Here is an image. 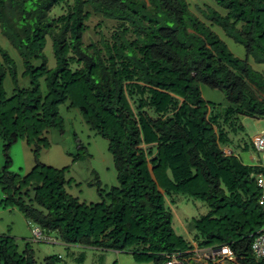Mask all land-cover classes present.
Masks as SVG:
<instances>
[{"label": "trees", "instance_id": "trees-1", "mask_svg": "<svg viewBox=\"0 0 264 264\" xmlns=\"http://www.w3.org/2000/svg\"><path fill=\"white\" fill-rule=\"evenodd\" d=\"M212 27L239 45L243 58ZM85 34L93 37L86 44ZM0 36L22 67L18 73L0 47V142L3 151L23 142L35 164L17 178L5 155L0 208L31 223L33 239L37 229V241L54 233L64 248L162 264L165 255L191 249H182L165 207L181 198L207 209L185 223L197 249L227 245L236 264H264L250 253L264 225L257 203L264 167L243 164L233 151L244 154L248 145L258 153L252 138L241 137L240 118L264 120V73L250 65H264V0H210L190 8L185 0H0ZM201 86L222 93L226 106L215 111L201 98ZM62 105L77 109L92 134L107 141L116 186L96 182L94 203L67 193L65 168L36 159L47 148L46 132H63ZM59 262L54 255L42 260ZM0 264L37 263L27 241L18 249L2 234Z\"/></svg>", "mask_w": 264, "mask_h": 264}, {"label": "rangeland", "instance_id": "rangeland-1", "mask_svg": "<svg viewBox=\"0 0 264 264\" xmlns=\"http://www.w3.org/2000/svg\"><path fill=\"white\" fill-rule=\"evenodd\" d=\"M185 1L188 3L189 8L196 3L201 5L205 1L210 2V0ZM54 13L58 14V11L55 10ZM211 31L217 34L234 56L243 58V50L239 45L224 37L218 28L212 27ZM89 37L93 38L92 35ZM89 37L86 34L82 36L84 44L88 42ZM0 47L5 49L15 61L18 68L17 72L19 73L22 69L20 60L16 52L10 48L1 36ZM43 53L48 58L50 57L48 43ZM50 63L48 62V67L52 66ZM250 65L256 71L264 73V65H254L252 63ZM40 82L39 88L42 93L44 86L42 81ZM19 85L26 86V80H20ZM3 87L6 95H8L10 87L5 82ZM200 93L204 101L209 103V105L215 106V111H218V109L222 110V107L226 106L224 97L219 91L201 86ZM58 112L63 120V132L58 133L56 130L47 131L44 136L46 138L47 148L37 152L36 159L46 167L57 170L65 168V178L66 180H70V183L66 186L67 193L79 201L94 203L98 201L94 186L96 182L101 187L116 186L111 157L106 151L107 141L92 134L82 122L77 109H67L65 105H62L58 107ZM240 124L244 131V135L241 137L246 143L251 137L260 132H264V120L242 117L240 118ZM246 148L247 152L244 154L242 152L239 153L237 150H232L243 164L260 165L263 167L264 154L254 152L248 145ZM3 149L4 147L0 142V170L4 166L5 155L10 161L7 171L14 174L17 178H21L35 165L32 148L25 146L23 142L16 141L7 150L3 151ZM77 154L79 155L78 157ZM248 154H250L251 158H249ZM165 207H168L171 212L172 229L177 235L183 238L185 246L182 249L197 248L192 241V233H188L185 230V223L187 224L190 218L203 215L207 210L206 207L198 201H188L186 203L181 198L174 205L170 206L166 203ZM32 228L33 225L25 221L15 210L0 208V235L3 234L13 237L18 249H21L24 242L27 241L33 251V256L37 264H43V258L51 255L59 256L60 262L58 264H112L113 262H115L114 264H136L125 253H119L120 255L116 256L117 252L115 251H99L78 246H67L64 248L61 243L55 240L54 233L47 234V237L43 235L47 238L45 241H36L30 234ZM79 255L82 257L81 263L74 262L73 259ZM138 264H151V262Z\"/></svg>", "mask_w": 264, "mask_h": 264}, {"label": "built area", "instance_id": "built-area-1", "mask_svg": "<svg viewBox=\"0 0 264 264\" xmlns=\"http://www.w3.org/2000/svg\"><path fill=\"white\" fill-rule=\"evenodd\" d=\"M252 143L257 152L264 153V132L252 138ZM225 154H228L224 150ZM257 185L263 189L258 197L257 203L264 211V181L257 179ZM35 239H40L37 229L32 230ZM250 253L254 260L264 259V226L258 229L250 244ZM190 257L198 259L201 264H236L235 258L227 245L209 249H191L185 253H170L164 256L162 264H188Z\"/></svg>", "mask_w": 264, "mask_h": 264}, {"label": "crops", "instance_id": "crops-1", "mask_svg": "<svg viewBox=\"0 0 264 264\" xmlns=\"http://www.w3.org/2000/svg\"><path fill=\"white\" fill-rule=\"evenodd\" d=\"M248 156H249V158H251V156H250V154H248ZM120 254L117 252V254H116V256H119ZM115 256V257H116ZM117 259H118V257H117ZM131 260L133 261V259L131 258ZM134 262V261H133ZM135 263V262H134ZM136 264H138V263H136ZM188 264H201V261L200 260H198V259H195V258H192V257H190V259H189V263ZM225 264V263H224Z\"/></svg>", "mask_w": 264, "mask_h": 264}, {"label": "clouds", "instance_id": "clouds-1", "mask_svg": "<svg viewBox=\"0 0 264 264\" xmlns=\"http://www.w3.org/2000/svg\"><path fill=\"white\" fill-rule=\"evenodd\" d=\"M257 135H259V133L258 134H256L255 136H257ZM255 136H253V137H255ZM253 137H251V138H253ZM226 151V150H225ZM259 153H261V152H259ZM262 154H264V153H262ZM263 165H264V163H263ZM260 166V165H259ZM262 167V166H261ZM264 167V166H263ZM263 210V209H262ZM260 229V228H259ZM40 239H42V237L40 236ZM34 240H36L37 241V239H35L34 238ZM191 250V249H190Z\"/></svg>", "mask_w": 264, "mask_h": 264}]
</instances>
